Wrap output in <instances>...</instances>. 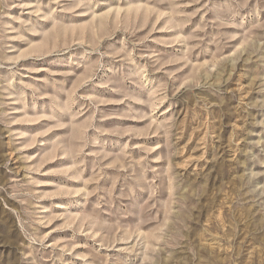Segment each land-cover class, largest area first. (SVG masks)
I'll list each match as a JSON object with an SVG mask.
<instances>
[{"label":"rangeland","instance_id":"obj_1","mask_svg":"<svg viewBox=\"0 0 264 264\" xmlns=\"http://www.w3.org/2000/svg\"><path fill=\"white\" fill-rule=\"evenodd\" d=\"M0 264H264V0H0Z\"/></svg>","mask_w":264,"mask_h":264}]
</instances>
